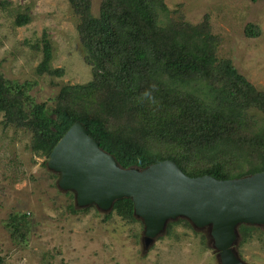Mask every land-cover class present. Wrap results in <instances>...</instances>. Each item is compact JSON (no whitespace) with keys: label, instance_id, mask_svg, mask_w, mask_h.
Segmentation results:
<instances>
[{"label":"trees","instance_id":"trees-1","mask_svg":"<svg viewBox=\"0 0 264 264\" xmlns=\"http://www.w3.org/2000/svg\"><path fill=\"white\" fill-rule=\"evenodd\" d=\"M67 1L91 79L62 84L52 98L38 100L30 93V81L9 80L0 71L2 127L27 131L33 154L47 159L79 121L125 168L174 160L190 177L216 179L264 170V88L218 55L221 38L212 32L208 15L190 23L164 0H100L95 15L92 0ZM6 4L0 2L2 8ZM31 20L26 8L15 13L13 23ZM244 34L259 36V26L247 23ZM30 47L41 53L38 75L63 74L51 68L54 46L47 31ZM69 208L76 212L74 204ZM110 212L127 222L139 220L129 198L116 200ZM29 223L26 212L11 213L12 240L24 242ZM179 223L193 228L178 218L167 222L166 232ZM237 230L238 243L254 235L264 238L259 226L241 224ZM0 264H6L1 255Z\"/></svg>","mask_w":264,"mask_h":264},{"label":"rangeland","instance_id":"rangeland-1","mask_svg":"<svg viewBox=\"0 0 264 264\" xmlns=\"http://www.w3.org/2000/svg\"><path fill=\"white\" fill-rule=\"evenodd\" d=\"M164 1L169 10L180 9L184 19L193 24L208 15L212 32L221 38L218 55L230 58L257 88H264V0ZM0 2L7 3L4 8L0 6V71L7 79L30 81V93L38 100H49L62 84L91 79V68L84 61L86 51L75 28L76 18L67 0ZM99 2L92 0L95 15ZM26 8L32 20L15 26V13ZM247 23L258 25L260 35L247 37ZM44 30L54 46L51 68H61V76L35 72L41 53L30 44ZM1 119L0 255L6 264H218L207 229L175 224L144 246L139 220L127 222L93 205L81 211L85 207H77L74 197L57 187V175L46 167V157L28 148L30 134L3 128ZM71 204L76 212L70 210ZM23 212L29 216L30 229L26 240L19 243L12 240L7 222L11 213ZM235 250L248 264H264V238L254 235L237 243Z\"/></svg>","mask_w":264,"mask_h":264},{"label":"water","instance_id":"water-1","mask_svg":"<svg viewBox=\"0 0 264 264\" xmlns=\"http://www.w3.org/2000/svg\"><path fill=\"white\" fill-rule=\"evenodd\" d=\"M46 167L57 175L58 188L72 192L77 207L111 211L116 200L129 198L133 215L143 225L144 246L165 232L168 221L185 218L194 228L208 230L218 264H248L235 250L237 228H264V170L216 179L190 177L174 160L125 168L79 121L52 148Z\"/></svg>","mask_w":264,"mask_h":264}]
</instances>
